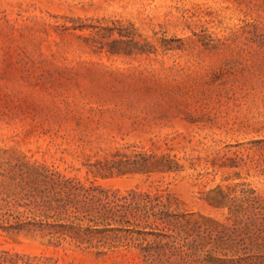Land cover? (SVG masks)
<instances>
[{
  "label": "rangeland",
  "instance_id": "374dc122",
  "mask_svg": "<svg viewBox=\"0 0 264 264\" xmlns=\"http://www.w3.org/2000/svg\"><path fill=\"white\" fill-rule=\"evenodd\" d=\"M129 204L131 219L163 206L173 232L152 216L128 231ZM235 250L264 252V0H0V251L232 264Z\"/></svg>",
  "mask_w": 264,
  "mask_h": 264
},
{
  "label": "trees",
  "instance_id": "16d2710c",
  "mask_svg": "<svg viewBox=\"0 0 264 264\" xmlns=\"http://www.w3.org/2000/svg\"><path fill=\"white\" fill-rule=\"evenodd\" d=\"M154 207L155 206L148 208V212L147 211L141 212V208L138 206V204L134 205L133 206L134 212L133 211L131 212V213H133L132 219H131L126 214L128 209L130 208V204L126 205L125 211L118 216L119 217L118 222H123L124 225L129 226L131 229H128V231H130V232H136L138 234L145 235V234L150 233L146 230V228H148L149 226L147 223L141 224L139 219L142 216L143 217L146 216L147 218L149 216H152L156 220H160L162 225L167 224L168 225L167 230H170L171 232H173V229L169 228L170 223L167 220V218H169V217L172 218L173 214L168 213V210H166L163 206L152 211V212H149ZM149 228H152V227H149ZM155 229H158V228L156 227ZM153 235H155L156 237L164 236V234L161 232H154ZM169 236H172V235H169ZM196 237H197L195 239V242H197L196 247L203 248L204 245L201 244V242H199L200 238H201V233H198V231H197ZM171 242L173 243L174 241L172 240ZM139 245H141V249L143 252H145L146 257H149L151 254H150V250H149L148 246H143L142 243H140ZM212 249L213 248L207 249L206 253H205V255L208 257L209 262L214 261V258L216 257L215 250H212ZM222 255L226 256L228 254L223 253ZM231 255H232V257L228 258V260L225 262H228V263L230 262L232 264H236L237 262L242 261V260H250V261H252V263L259 262V263L264 264V252H262V251L241 252V251L235 250ZM218 261H220V260H218ZM15 263H16V260L13 257L9 256L7 251H0V264H15Z\"/></svg>",
  "mask_w": 264,
  "mask_h": 264
}]
</instances>
